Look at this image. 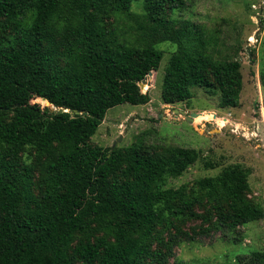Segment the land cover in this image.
Masks as SVG:
<instances>
[{
	"label": "trees",
	"instance_id": "trees-1",
	"mask_svg": "<svg viewBox=\"0 0 264 264\" xmlns=\"http://www.w3.org/2000/svg\"><path fill=\"white\" fill-rule=\"evenodd\" d=\"M192 6L0 0V264H170L183 243L264 218L241 164L175 188L170 180L198 163L221 166L195 148L92 143L109 110L151 101L139 82L160 69L162 43L177 46L164 104L190 103L198 87L222 109L239 106L242 63L216 55V34ZM259 77L264 86V67ZM41 98L57 111L33 103ZM252 255L240 262L264 264Z\"/></svg>",
	"mask_w": 264,
	"mask_h": 264
},
{
	"label": "rangeland",
	"instance_id": "rangeland-1",
	"mask_svg": "<svg viewBox=\"0 0 264 264\" xmlns=\"http://www.w3.org/2000/svg\"><path fill=\"white\" fill-rule=\"evenodd\" d=\"M188 15L216 34L218 57L242 63L244 86L239 106L222 109L218 94L198 87L191 88L190 103L164 104V70L177 46L162 43L158 45L164 53L161 67L154 72L151 85L142 91L149 93L151 101L109 110L92 143L103 147H112L115 142L116 146H129L142 140L147 145L195 148L206 160L221 166L206 169L198 163L182 177L170 180L168 187L175 188L215 176L224 166L241 164L251 171V197L264 207V86L259 77L264 67V0H193ZM128 26L124 23V30ZM35 102L46 106L40 99ZM177 110L196 116L189 122ZM236 236L241 238L240 243H234ZM254 252L264 253V218L242 226L238 235L218 232L199 242L183 243L170 264H242L240 261H249Z\"/></svg>",
	"mask_w": 264,
	"mask_h": 264
},
{
	"label": "water",
	"instance_id": "water-1",
	"mask_svg": "<svg viewBox=\"0 0 264 264\" xmlns=\"http://www.w3.org/2000/svg\"><path fill=\"white\" fill-rule=\"evenodd\" d=\"M154 75V72L151 71L141 82H139V87L140 89L143 91L145 86L148 85L150 86L151 85V78L152 76ZM41 102L42 103H47L46 106H45V109L49 110V112H56L57 111V108L51 104L46 98H41ZM60 111H63L62 109ZM67 112V111H66ZM78 113V112H76ZM177 113L180 114L181 116L185 117V119L189 122H192L193 121V118L196 116V114H187L185 111L183 110H177ZM116 142L114 143L113 145V148L116 147Z\"/></svg>",
	"mask_w": 264,
	"mask_h": 264
}]
</instances>
